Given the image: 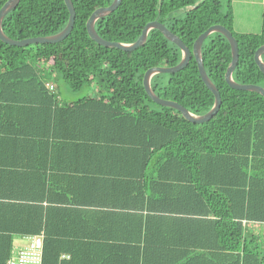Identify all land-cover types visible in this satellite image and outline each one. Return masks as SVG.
Returning a JSON list of instances; mask_svg holds the SVG:
<instances>
[{
    "label": "trees",
    "instance_id": "obj_1",
    "mask_svg": "<svg viewBox=\"0 0 264 264\" xmlns=\"http://www.w3.org/2000/svg\"><path fill=\"white\" fill-rule=\"evenodd\" d=\"M71 1L75 25L64 41L0 40V264L15 255L16 238L34 236L43 237L42 264H264L248 230L264 224V97L226 83L228 40L214 33L203 43L222 105L193 124L151 101L143 86L147 70L181 61L179 48L158 30L133 52L100 46L86 23L113 0ZM198 1L122 0L95 29L133 43L159 21L192 50L222 25L239 45L234 80L264 88L254 60L264 7L260 32L240 33L233 0L189 9ZM68 20L64 0H20L2 28L24 40L55 35ZM56 82L88 93L62 99ZM152 88L197 115L214 104L194 57L177 73L154 76Z\"/></svg>",
    "mask_w": 264,
    "mask_h": 264
},
{
    "label": "water",
    "instance_id": "obj_2",
    "mask_svg": "<svg viewBox=\"0 0 264 264\" xmlns=\"http://www.w3.org/2000/svg\"><path fill=\"white\" fill-rule=\"evenodd\" d=\"M205 1L206 0H199L195 5L191 6L189 9H197ZM19 2L20 0H8L0 9V40L3 43L10 45V46H16V47H25L29 45H35V44H56V43H60L64 41L71 34L74 28V25H75L76 12H75V8H74L72 1L64 0L65 5L69 11V20H68L66 27L61 32L55 35H51V36L35 37V38H29V39H24V40H13L9 38L4 33V30L2 28L3 19L6 17V15L9 12L16 9ZM121 3H122V0H113L111 5L107 7H100L92 13V15L90 16V18L88 19L86 23L87 33L89 37L91 38V40L96 42L98 45L106 47V48L119 49L124 52H133L146 44L150 31L158 30L163 34V36L168 41L175 44L181 51L182 58H181V61L177 65L154 67L146 71L144 78H143V86L146 91V95H148V97L154 103L162 107L172 108L180 112L182 116L184 117V119H186L188 122L193 123V124L206 123L218 114V112L220 111L221 105H222V99H221V96L219 95L220 92L218 88L212 83V81L208 77V74L204 66L203 55H202V46H203L204 41L210 35L214 33H219L223 35L228 40L230 47H231L232 60L225 73V80H226V83L229 85V87L235 90L257 93L260 96L264 97L263 87L259 85H253V84H239L234 80L233 73L239 61V45H238L237 40L234 38L233 34L222 25H213L209 29H207L204 33H202L194 42L192 50H190V48L184 44V42L181 40L180 37H178L176 34L170 31L163 23H160L159 21H152V22L147 23L140 37L133 43H121V42H116V41L112 42V41H108V40L101 38L95 29L96 22L99 19L109 16L114 11H116L121 5ZM263 56H264V45L259 47L254 55L255 63L257 64L259 70L264 74ZM192 57L195 58V61L197 63L201 80L204 82L208 90L212 93V96H214L213 107L207 113L203 115L194 114L190 112L187 108H185L184 106L180 105L179 103L175 101H170V100L161 98L160 96L155 94L156 92L152 88V79L154 76L158 74H162V73L164 74L177 73L185 69L188 66Z\"/></svg>",
    "mask_w": 264,
    "mask_h": 264
},
{
    "label": "crops",
    "instance_id": "obj_3",
    "mask_svg": "<svg viewBox=\"0 0 264 264\" xmlns=\"http://www.w3.org/2000/svg\"><path fill=\"white\" fill-rule=\"evenodd\" d=\"M233 4L236 30L240 33H259L264 0H233ZM27 241V237L16 238L14 241V254L26 246Z\"/></svg>",
    "mask_w": 264,
    "mask_h": 264
},
{
    "label": "built area",
    "instance_id": "obj_4",
    "mask_svg": "<svg viewBox=\"0 0 264 264\" xmlns=\"http://www.w3.org/2000/svg\"><path fill=\"white\" fill-rule=\"evenodd\" d=\"M50 90H54L53 84H47ZM26 246L18 250V252L7 262V264H42L43 262V237L34 236L27 237Z\"/></svg>",
    "mask_w": 264,
    "mask_h": 264
},
{
    "label": "rangeland",
    "instance_id": "obj_5",
    "mask_svg": "<svg viewBox=\"0 0 264 264\" xmlns=\"http://www.w3.org/2000/svg\"><path fill=\"white\" fill-rule=\"evenodd\" d=\"M58 86V91L61 93L62 99L66 100H76L78 98H81L85 96L88 91H82L80 93H70L68 86L63 82H56ZM91 95L94 94L93 90L89 92ZM249 232L255 234L258 236V246L262 248V251L264 252V224H253L248 227ZM28 242V241H27ZM26 243V241H25Z\"/></svg>",
    "mask_w": 264,
    "mask_h": 264
}]
</instances>
